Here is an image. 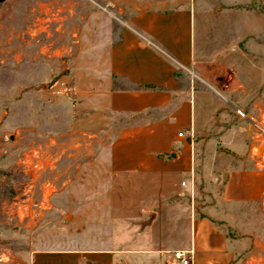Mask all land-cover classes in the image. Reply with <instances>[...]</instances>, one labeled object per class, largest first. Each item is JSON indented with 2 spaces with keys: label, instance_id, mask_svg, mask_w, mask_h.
Instances as JSON below:
<instances>
[{
  "label": "crops",
  "instance_id": "obj_1",
  "mask_svg": "<svg viewBox=\"0 0 264 264\" xmlns=\"http://www.w3.org/2000/svg\"><path fill=\"white\" fill-rule=\"evenodd\" d=\"M158 1L137 4L119 22L91 12L82 46L89 54L74 64L78 103L64 127L95 136L90 162L106 177L108 195L77 204L73 233L64 226L42 231L9 264H182L177 250H193L192 264H242L237 245L249 239L245 210L264 202V165L223 172L198 166L242 160L239 149L261 144L236 115L252 131L242 140L230 114L210 105L204 84L224 81L238 101L263 89L264 0ZM219 143L230 151L213 153ZM101 219L106 232L82 227ZM55 239L77 244H38Z\"/></svg>",
  "mask_w": 264,
  "mask_h": 264
},
{
  "label": "rangeland",
  "instance_id": "obj_2",
  "mask_svg": "<svg viewBox=\"0 0 264 264\" xmlns=\"http://www.w3.org/2000/svg\"><path fill=\"white\" fill-rule=\"evenodd\" d=\"M151 1L0 0V264L15 263L42 231L64 226L73 233L79 226L75 217L80 216V201L106 199L107 179L96 175L97 164L91 166L90 162L98 149L93 142L95 136L90 132L75 135L64 127L78 103L74 95L75 59L89 54V49L82 46L90 40L89 16L94 9L119 22L137 4ZM204 85L210 92V105L222 106L238 125L242 140H250L249 125L239 120L226 97L264 121V87L238 101L235 93L229 94L231 90L224 81L215 79ZM253 96L263 104L262 110L253 104ZM259 143L264 145V139ZM224 148L230 151L219 143L213 153ZM202 151L200 145L199 155ZM238 152L242 160L231 157L215 166L202 161L198 168L223 172L254 163L264 165V152L258 157L259 146ZM224 176L220 177V189ZM245 213L249 224L242 227V232L249 239L237 245L239 257L242 264H264V202L250 204ZM102 220L94 226L87 220L82 227L106 232ZM224 227L232 235L241 236L233 227ZM55 240L38 244H77L74 240Z\"/></svg>",
  "mask_w": 264,
  "mask_h": 264
},
{
  "label": "built area",
  "instance_id": "obj_3",
  "mask_svg": "<svg viewBox=\"0 0 264 264\" xmlns=\"http://www.w3.org/2000/svg\"><path fill=\"white\" fill-rule=\"evenodd\" d=\"M234 111L236 115L244 120H247L251 127L253 128V135L257 139H264V121L262 119H257L249 114L244 108L239 106H234ZM185 131H180L179 135L183 136ZM38 163H35V167H38ZM175 257L180 260L182 264H192L193 250L175 251Z\"/></svg>",
  "mask_w": 264,
  "mask_h": 264
},
{
  "label": "water",
  "instance_id": "obj_4",
  "mask_svg": "<svg viewBox=\"0 0 264 264\" xmlns=\"http://www.w3.org/2000/svg\"><path fill=\"white\" fill-rule=\"evenodd\" d=\"M263 150H264V145L261 144V145L259 146V154H261V153L263 152Z\"/></svg>",
  "mask_w": 264,
  "mask_h": 264
}]
</instances>
